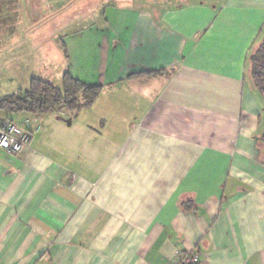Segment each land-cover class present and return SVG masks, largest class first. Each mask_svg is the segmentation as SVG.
I'll use <instances>...</instances> for the list:
<instances>
[{
    "label": "crops",
    "instance_id": "1",
    "mask_svg": "<svg viewBox=\"0 0 264 264\" xmlns=\"http://www.w3.org/2000/svg\"><path fill=\"white\" fill-rule=\"evenodd\" d=\"M22 1L54 23L50 45L5 52L13 85L0 98L51 82L60 62L103 89L91 116L0 111L32 135L17 154L0 148V264H173L183 251L264 264V96L248 63L264 0H84L74 53V15ZM25 56L42 66L11 64Z\"/></svg>",
    "mask_w": 264,
    "mask_h": 264
},
{
    "label": "rangeland",
    "instance_id": "2",
    "mask_svg": "<svg viewBox=\"0 0 264 264\" xmlns=\"http://www.w3.org/2000/svg\"><path fill=\"white\" fill-rule=\"evenodd\" d=\"M3 1L4 0H0V84L3 87V89H5L7 86L13 85V83L11 81H8V79H7V77L10 75L11 72L8 74L7 73L8 71L7 72L3 71L6 69V64H7V58L4 55L5 52L6 51L8 52L9 48L10 49L12 47L16 48L17 45L19 44V42L22 41L21 40L22 38H24L23 41L27 47L31 46L32 48H35V47H38L39 44H41V47H43L45 45H50L49 44L50 39L49 38L46 39L45 37L48 36V34H50L53 31L54 23H51L48 18H47V20H45V19L41 20V18L38 17L36 9H39V8L38 7L34 8L33 1H32V4L30 3L31 4V6H30V5H26L27 1L13 0L15 3L18 2V3H16L18 6L15 4V6L11 7V9H8L7 2L4 5ZM13 1L8 0V3L11 4ZM93 1H94L93 7L96 10H98L100 8L99 5L97 6L99 0H93ZM58 2H59V5H58L59 13H58V15L60 16V18H59L60 21H61L63 16L74 15V17H75L74 18L75 23H74L73 27H75L74 31L75 32L77 31V33L73 36V40L67 41V43L69 42L67 45V51H68V48H69L70 53L76 52L77 49H78V51H81L78 43L80 44V42H81V45L82 44L84 45V42L88 39V37L84 38L82 36L83 26L88 25V23L86 21L82 22V20H83L82 16L88 15L89 10L83 8L84 0H74V1L59 0ZM44 9H48V8L45 7ZM71 12H72V14H71ZM7 17H9L8 24H4V22H5L4 19ZM50 24H52V26H50ZM58 26H59V36L62 37V35H63L62 24L58 23ZM78 31H80V32L78 33ZM13 33H14V35H13ZM39 33H43L42 37H37V34H39ZM8 34H10V35H8ZM62 55H61V57H62ZM30 60H31V57L25 56L23 60L22 59L19 60L18 58H16L15 60L11 61V64H15L17 66L18 65L19 66L28 65V67L32 66L31 69L32 68L36 69V67L39 68L40 66H42L43 62H41L39 60H36V59H34V61L33 60L30 61ZM61 61H64V59H62ZM35 63H37L38 65L36 66ZM73 63H74V69L72 71L74 73H77V70H75L77 67L81 71L82 75H84V76L91 75L89 70H86L84 67H83V69L81 68L82 64L79 61L75 60V62H73ZM71 64L72 63H69V65L67 67H70ZM13 67H15V66H13ZM67 67H65L64 64H62L60 62V66L58 67L59 69L52 70L53 78H52L51 82L56 87H58L59 89H62V86H63V81L61 80V75H62V73L67 71V70H63V72H62L61 69L62 68L64 69ZM29 73H33V72H28V74L26 72L24 75L29 77L31 75ZM50 74L51 73L48 72V75H50ZM41 76L43 77L44 74ZM25 79H28V78H24V80ZM48 79H50V77ZM28 86L29 85L27 84V86H25L24 89H26ZM1 90H2V88L0 87V91ZM99 107H100L99 100L97 99V101L95 102L93 107L84 108V109H82L83 110L82 112L87 114V115L89 114L91 116V114L93 115L95 113H99L98 112L100 110ZM7 115H9V114H7ZM87 115H86V117H87ZM80 119L81 118H79L77 122H79Z\"/></svg>",
    "mask_w": 264,
    "mask_h": 264
},
{
    "label": "trees",
    "instance_id": "3",
    "mask_svg": "<svg viewBox=\"0 0 264 264\" xmlns=\"http://www.w3.org/2000/svg\"><path fill=\"white\" fill-rule=\"evenodd\" d=\"M251 78L256 90L264 96V36L248 57ZM166 71H151L142 77H160ZM62 89L48 80L33 77L27 89L0 98V111L5 114L30 113L45 115L53 111L78 112L91 108L102 92V86L91 85L74 77L69 72L63 76ZM264 141V133L261 138Z\"/></svg>",
    "mask_w": 264,
    "mask_h": 264
},
{
    "label": "built area",
    "instance_id": "4",
    "mask_svg": "<svg viewBox=\"0 0 264 264\" xmlns=\"http://www.w3.org/2000/svg\"><path fill=\"white\" fill-rule=\"evenodd\" d=\"M28 123V122H27ZM27 123L7 120L0 125V148L11 154L19 153L32 139ZM173 264H202L198 253L179 252Z\"/></svg>",
    "mask_w": 264,
    "mask_h": 264
}]
</instances>
